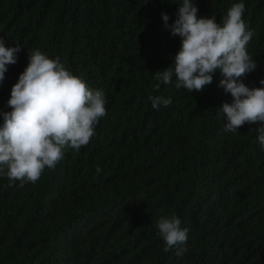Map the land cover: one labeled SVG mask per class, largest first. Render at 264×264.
<instances>
[{
	"label": "trees",
	"instance_id": "1",
	"mask_svg": "<svg viewBox=\"0 0 264 264\" xmlns=\"http://www.w3.org/2000/svg\"><path fill=\"white\" fill-rule=\"evenodd\" d=\"M240 2L257 65L240 80L264 87V0H194L198 18L214 15L221 23ZM179 6L0 0V38L6 47L21 46L0 82V113L11 110L14 72L33 49L108 91L107 115L87 146L66 149L35 184L0 178V264H264L259 125L225 131L219 108L233 98L218 86L219 73L192 93L175 88V76L170 85L156 79L174 67L181 43L162 13L171 25ZM158 95L172 103L154 109L149 97ZM172 215L188 229L179 256L177 248L164 251L157 228L161 216Z\"/></svg>",
	"mask_w": 264,
	"mask_h": 264
},
{
	"label": "clouds",
	"instance_id": "2",
	"mask_svg": "<svg viewBox=\"0 0 264 264\" xmlns=\"http://www.w3.org/2000/svg\"><path fill=\"white\" fill-rule=\"evenodd\" d=\"M168 2L180 4L177 18L171 25L166 13L162 19L181 43L171 64L174 67L157 71L156 79L170 85L175 76V88L192 93L203 91L219 73L218 86L233 98L219 108L226 117L225 131L236 133L246 123L258 124L257 141L264 147V87L250 89L240 80L257 67L247 51L254 32L243 18L245 4L234 3L221 23L214 15L198 18L194 0ZM20 51L19 44L6 47L0 38V82L6 66L17 63ZM14 73L20 75L12 79L16 83L7 102L11 110L0 113V178L20 181L23 186L37 183L45 169L55 168L66 149L79 152L90 143L100 118L107 115L108 91L91 88L82 75H75L58 57L50 58L39 49L30 50ZM149 99L157 110L172 103L171 97L163 95ZM181 224L176 215L159 218L157 228L165 252L177 248L179 256L187 251L180 247L188 239V229Z\"/></svg>",
	"mask_w": 264,
	"mask_h": 264
}]
</instances>
